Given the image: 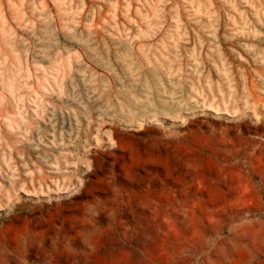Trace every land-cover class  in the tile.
Listing matches in <instances>:
<instances>
[{
  "label": "rangeland",
  "instance_id": "1",
  "mask_svg": "<svg viewBox=\"0 0 264 264\" xmlns=\"http://www.w3.org/2000/svg\"><path fill=\"white\" fill-rule=\"evenodd\" d=\"M0 264H264V0H0Z\"/></svg>",
  "mask_w": 264,
  "mask_h": 264
}]
</instances>
